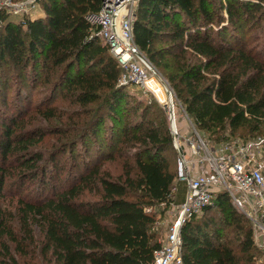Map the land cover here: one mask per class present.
I'll list each match as a JSON object with an SVG mask.
<instances>
[{"label": "trees", "instance_id": "trees-1", "mask_svg": "<svg viewBox=\"0 0 264 264\" xmlns=\"http://www.w3.org/2000/svg\"><path fill=\"white\" fill-rule=\"evenodd\" d=\"M100 6L101 0H42L41 12L22 13L18 20L0 11V91L15 92L10 102L0 94V171L16 161L22 182L37 181L38 201H18L25 216L40 219L49 264H149L161 245L151 230L153 206L181 200L182 190L174 191L177 155L165 110L139 104L133 111L140 110V119L115 128L127 94L118 84L117 61L89 19ZM132 27L139 50L203 138L249 140L243 133L261 132L264 0H139ZM37 89L48 101L59 95L72 107L66 118L56 104L41 102L35 109L63 128L68 146L59 151L70 152L66 175V164L55 157L51 166L39 167L42 155L32 147L43 128L28 138L16 133L21 110ZM126 146L134 150L125 153L131 162H124L119 177L87 162L93 154L98 160L123 155ZM166 153L173 154L174 167ZM4 181L2 174L0 195ZM87 192L99 198L82 199ZM10 233L0 209V235ZM181 239L183 264H264L251 222L225 193L182 226Z\"/></svg>", "mask_w": 264, "mask_h": 264}, {"label": "built area", "instance_id": "built-area-1", "mask_svg": "<svg viewBox=\"0 0 264 264\" xmlns=\"http://www.w3.org/2000/svg\"><path fill=\"white\" fill-rule=\"evenodd\" d=\"M42 0H1L0 11L29 13ZM139 0H101L97 14L89 19L98 25V36L117 61L120 86H134L152 95L165 110L172 146L176 151L175 180L184 184L182 201L165 229L161 245L149 264H183L181 228L202 214L218 193H225L231 205L252 225L255 244L264 250V145L262 140L232 138L214 143L193 127L175 94L155 67L141 53L133 35V21ZM160 90L164 99L158 97ZM180 106L183 120H178ZM180 121L183 127L179 126ZM185 128V130H184ZM147 211L150 208L146 209ZM264 262V260H261Z\"/></svg>", "mask_w": 264, "mask_h": 264}, {"label": "rangeland", "instance_id": "rangeland-1", "mask_svg": "<svg viewBox=\"0 0 264 264\" xmlns=\"http://www.w3.org/2000/svg\"><path fill=\"white\" fill-rule=\"evenodd\" d=\"M1 1V0H0ZM41 12L38 6L35 8ZM34 9V10H35ZM2 12L6 13V9H2ZM11 15L10 17L14 18V20H18V15H13L11 13H7ZM262 38V36H261ZM259 44H262L258 41ZM256 46L255 43L252 44ZM160 72V71H159ZM161 73V72H160ZM163 78V77H162ZM164 79V78H163ZM9 80V79H8ZM165 80V79H164ZM10 81V80H9ZM8 81V84L10 83ZM166 81V80H165ZM167 83V82H166ZM7 84V82H6ZM125 92L127 94V98L120 104L118 113L120 114V121L115 123V128L121 129L122 125H125L126 122L132 123L140 119V110L137 109L133 111V109L137 105H150L158 104V101L150 95L145 93L140 88L134 86H126ZM32 94L29 96V101L27 102V107H23L21 110L24 113L22 118L21 130H17V134H21L24 132V137L28 138L32 136L35 130L38 128H43L45 133L37 140L35 145L32 147L33 152H39L42 155V159L40 161V165H49L51 166L50 160L54 157L56 160L66 164V169L64 175L68 174L70 171V166H68V161L70 159V152H66L62 155V152L59 150H63L65 146H68L65 139L63 128L56 121L50 122L41 117V114H38L36 109L37 103L46 104H56L57 108L63 113L65 118L71 113L72 107H67L68 103L65 100H61L60 96L55 100L48 101L45 98L44 93H40L39 89L31 91ZM6 96L7 101L10 102L12 97H15V92L11 88H7L4 91H0V94ZM158 97H163V90H160L158 93ZM177 100V98H175ZM177 103L179 101L177 100ZM3 108V107H2ZM4 111V109H2ZM4 113V112H3ZM10 114V112H8ZM12 114V113H11ZM7 115V114H6ZM178 120H183V112L181 111L180 106L177 109ZM109 119V118H108ZM112 120L109 119V126L113 125ZM186 127V124H184ZM185 130V128H184ZM245 138L250 140H262L264 145V122L262 124L261 132L255 134H247L243 133ZM239 135V132H236L235 136ZM206 136V135H205ZM36 138V137H35ZM62 148V149H61ZM79 150H82L80 145L77 147ZM264 148V147H263ZM94 149V147H93ZM134 149L132 147H125V151L123 155H114L111 158H100L99 160L95 158V155L88 156V164L91 167L92 165H97L104 172L109 173L112 177H119L122 175L124 171V162L130 159L125 155L126 152H132ZM166 157L171 159V166L174 167V156L171 153H166ZM1 162V160H0ZM3 169L0 171V175L4 174V185L2 189V194L0 195V209L2 212L3 221L6 224V228L11 232L7 235H0V264H49L48 257L43 252V244L41 243L42 239L40 236V228H39V217L31 213L29 216H25L21 209V203L18 201L19 198H22L24 201L37 202L40 198L38 192V183L35 180H25L21 181V178L18 177L20 172H22L18 162H5L2 164ZM178 186V187H177ZM180 186V187H179ZM174 191L179 188L181 189V200L183 198L184 192V184L174 180ZM99 198V195L94 192H87L82 196V199H90L94 200ZM176 200H179L178 198ZM153 212L156 219V225L151 229L156 237L162 241L165 229L170 221L174 218L176 214L175 204H169L165 206V204H160L157 206H153ZM201 216V214L199 215ZM256 245V244H255ZM257 257H259V261L264 260V250L259 248L257 245Z\"/></svg>", "mask_w": 264, "mask_h": 264}, {"label": "crops", "instance_id": "crops-1", "mask_svg": "<svg viewBox=\"0 0 264 264\" xmlns=\"http://www.w3.org/2000/svg\"><path fill=\"white\" fill-rule=\"evenodd\" d=\"M183 125H184V124L180 121L179 126H180V127H183Z\"/></svg>", "mask_w": 264, "mask_h": 264}, {"label": "bare ground", "instance_id": "bare-ground-1", "mask_svg": "<svg viewBox=\"0 0 264 264\" xmlns=\"http://www.w3.org/2000/svg\"><path fill=\"white\" fill-rule=\"evenodd\" d=\"M165 98V94L163 93V97L162 98H160V99H164Z\"/></svg>", "mask_w": 264, "mask_h": 264}]
</instances>
